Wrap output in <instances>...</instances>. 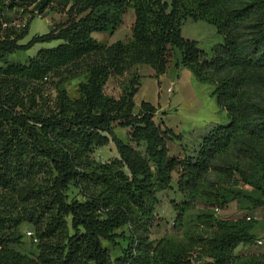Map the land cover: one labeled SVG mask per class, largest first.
<instances>
[{
    "label": "trees",
    "instance_id": "trees-1",
    "mask_svg": "<svg viewBox=\"0 0 264 264\" xmlns=\"http://www.w3.org/2000/svg\"><path fill=\"white\" fill-rule=\"evenodd\" d=\"M130 9L129 40L105 47L93 39L116 31ZM45 11L66 19L19 44L34 13ZM5 12L29 18L16 30ZM198 21L222 38L210 58L181 35ZM52 42L60 44L24 63L10 58ZM173 51L196 81L214 87L228 119L207 125L178 158L167 145L182 137L155 122L157 108L142 102L134 112L142 80L134 70L148 66L159 78ZM127 73L118 98L104 93L110 78ZM79 77L71 98L66 84ZM48 82L55 96L39 104L35 90ZM110 143L117 157L98 162L95 151ZM174 174L187 199L180 216L190 202L264 207V0H0V264H264V255L234 257L252 239L244 221L210 217L217 230L197 252L151 241L157 195ZM239 182L256 196L235 189ZM23 223L34 227L36 254L19 250Z\"/></svg>",
    "mask_w": 264,
    "mask_h": 264
},
{
    "label": "rangeland",
    "instance_id": "rangeland-1",
    "mask_svg": "<svg viewBox=\"0 0 264 264\" xmlns=\"http://www.w3.org/2000/svg\"><path fill=\"white\" fill-rule=\"evenodd\" d=\"M164 1L169 2L170 0ZM34 15V19L28 25L27 36L19 41L21 45L26 44L35 35L48 33L54 26L63 23L66 19L64 15L50 11H45L40 16L37 13ZM131 17L134 19V13L130 9L124 16L122 25L116 31L94 33L93 39L105 47L116 41L126 42L131 36ZM28 18L29 14L20 15L18 12H5L3 17V19H7V25L16 30L23 28ZM181 35L183 38L195 41L197 47L205 53L207 58L211 57L212 49L222 41L215 29L202 21L186 22L181 28ZM59 44L60 42L37 44L26 52L13 53L10 58L24 63L39 50L54 48ZM179 61L180 52H171L167 70L159 78L147 76L151 70L148 66H141L134 70L139 77H142L141 85L134 97V112H137L142 102L150 103L157 108L154 117L155 122L162 123L182 137L181 142L172 141L167 145L169 155L177 158L185 152L192 151L198 142L199 133L207 125L211 123L226 125L228 123L227 117L219 109L215 98L211 95L214 87L211 84L196 81L188 69L180 66ZM128 78L129 73L110 78L104 87V93L118 98ZM82 80L83 78L79 77L66 84L67 92L71 98L78 96L76 89ZM37 89L35 94L39 104H49L55 96L53 85L50 82ZM168 89L170 92L167 91ZM116 134L125 140L124 130L117 129ZM93 157L98 162H106L117 157V154L113 144L110 143L108 146L96 150ZM176 179L177 176L174 174L171 189L157 195L155 222L149 235L151 241L167 240L174 245L187 247L190 252H197L200 250L202 240L209 238L217 230L216 227H210V217L215 221H244L251 225L250 235L252 239L240 243L234 251V257L245 260L249 257L264 255V207L251 208L250 204L240 199H232L223 207L206 201L190 202L185 215L180 216L178 214L180 209L178 208L184 206L187 199L177 190ZM235 189L256 196L250 187L241 182L235 185ZM20 232L22 239L19 250L28 255L36 254L37 240L33 225L23 223L20 226ZM258 242L262 244L260 245ZM206 262L207 259L201 257L196 264Z\"/></svg>",
    "mask_w": 264,
    "mask_h": 264
},
{
    "label": "crops",
    "instance_id": "crops-1",
    "mask_svg": "<svg viewBox=\"0 0 264 264\" xmlns=\"http://www.w3.org/2000/svg\"><path fill=\"white\" fill-rule=\"evenodd\" d=\"M133 21H134V19L131 17V19H130V22H131L130 25L133 24ZM147 76L148 77H152L153 76V72L150 70Z\"/></svg>",
    "mask_w": 264,
    "mask_h": 264
},
{
    "label": "built area",
    "instance_id": "built-area-1",
    "mask_svg": "<svg viewBox=\"0 0 264 264\" xmlns=\"http://www.w3.org/2000/svg\"><path fill=\"white\" fill-rule=\"evenodd\" d=\"M167 91L170 92V89H168ZM258 244L261 245L262 243H261V242H258ZM193 259H195V254H193V255L191 256V260H192V261H193Z\"/></svg>",
    "mask_w": 264,
    "mask_h": 264
}]
</instances>
